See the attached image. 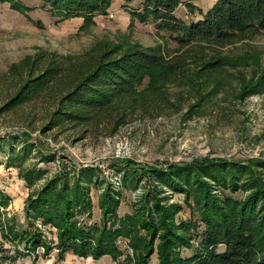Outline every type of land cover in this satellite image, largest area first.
Instances as JSON below:
<instances>
[{
    "label": "trees",
    "instance_id": "trees-1",
    "mask_svg": "<svg viewBox=\"0 0 264 264\" xmlns=\"http://www.w3.org/2000/svg\"><path fill=\"white\" fill-rule=\"evenodd\" d=\"M0 1L8 2L13 10L24 15L30 11L20 0ZM40 1L42 8L58 22L78 17L92 24L96 16L108 14L115 0ZM121 1L129 4L132 0ZM180 3L181 0H143L142 9L131 13L142 23L154 21L159 33L170 35L181 49L174 58L166 57L160 47L145 50L131 46L116 55L114 49L102 45L83 57L67 58L42 51L11 69L10 76L16 82L10 87L12 91L3 111L52 97L54 101L47 110L49 122L44 132L97 129L102 124L120 126L128 122L129 114L137 113L140 108L148 111L149 107H154L152 111H155L150 99L163 98L159 94L160 86H153L149 93L141 92L146 78L163 85L173 80L182 81L189 69L186 67L195 62L200 63L203 74L199 76L207 83L220 68L230 64L220 54L222 48L264 32V0H218L203 20L190 25L179 22L174 16ZM3 81L2 84H6ZM262 84L264 73L258 83H248L246 92L260 91ZM200 90L195 86L190 93L200 95ZM24 137L21 138L26 139ZM30 146L33 144L27 148ZM19 159L22 158L17 155L16 160ZM53 160L52 156H47L44 161ZM15 165L22 167L21 162ZM131 166L134 164L126 168L125 187L135 190L143 179L148 180L151 187L141 207H136L134 214L125 216L123 221L118 215L121 193L110 187L99 198V209L105 221L101 230L94 229L91 235V230L85 232L78 226L77 215L90 213L92 208L90 184L95 170L85 168L74 179L67 170L61 171L30 196L25 207L28 223L34 226L39 221L44 227L55 228L60 251L71 250L80 257L92 255L99 259L111 255L118 258L122 253L116 242L124 237L137 253L136 264H149L156 251L159 264H264L263 159L204 158L167 168ZM24 173L23 176L27 172ZM43 175L38 170L34 175L27 173L25 178L33 185ZM159 186L182 194L186 205L197 212L198 220L177 223L176 216L182 207L164 204L168 198L163 197ZM226 190L231 194L242 192L244 196L236 199L224 194ZM201 225L204 230L194 247L193 240L197 236L193 233L198 232ZM4 237L24 244L28 253L34 254L40 247L51 250L37 226L34 232H20L15 226H7ZM183 248H195V252L184 258ZM10 259L0 253V264Z\"/></svg>",
    "mask_w": 264,
    "mask_h": 264
},
{
    "label": "rangeland",
    "instance_id": "rangeland-1",
    "mask_svg": "<svg viewBox=\"0 0 264 264\" xmlns=\"http://www.w3.org/2000/svg\"><path fill=\"white\" fill-rule=\"evenodd\" d=\"M20 2L30 8L26 15L13 10L8 2L0 1V253L11 258L4 264H136L137 253L127 238L120 237L116 242L122 253L118 258L111 255L99 259L92 255L80 257L71 250L60 251L55 228L44 227L39 221L34 226L28 223L25 207L29 197L61 171L67 170L74 179L82 169L95 170L90 184L92 208L90 213L77 215L78 226L85 232L91 230L92 235L94 229L101 230L105 223L99 198L106 189L111 187L121 193L118 215L122 221L125 216L133 215L136 207H141L150 191L151 183L145 179L135 190L125 187L123 182L130 163L134 164L130 168L141 169L167 168L204 158L264 160V84L260 91L246 92L248 83H258L264 73V32L222 48L220 54L230 64L220 68L207 83L199 76L203 74L200 63L195 62L186 67L189 69L182 81L173 80L163 85L146 78L141 92L149 93L153 86H160L158 90L163 98L150 99L155 111H152L154 107H149L148 111L140 108L137 113L129 114L131 118L120 126L102 124L97 129L44 132L49 122L47 110L54 101L52 97L3 111L12 91L10 87L16 82L10 76L14 66L42 51L67 58L83 57L102 45L114 49L116 55L131 46L145 50L160 47L166 57L172 59L181 49L170 35L157 31L154 21L142 23L131 16L133 11L142 9L143 0H132L129 4L115 0L108 14L96 16L92 24L78 17L58 22L42 8L40 0ZM217 2L181 0L174 16L179 22L190 25L203 20ZM195 86L201 88L200 95L190 93ZM31 144L33 146L27 148ZM17 155L22 159L16 160ZM47 156L54 160L44 161ZM20 162L22 167L15 165ZM38 170L44 175L33 185L28 184L26 174L34 175ZM23 172L27 173L23 176ZM262 178L264 180V175ZM159 187L164 192L163 197L168 198L164 204L182 207L176 216L177 223L198 220L197 212L186 205L182 194ZM223 193L236 199L244 196L242 192L231 194L226 190ZM7 226H15L20 232H34L37 226L51 250L40 247L34 254L28 253L24 244L4 237ZM203 230L201 225L198 232L193 233L197 236L193 240L194 247ZM181 252L184 258H189L195 248H183ZM149 264H159L157 251Z\"/></svg>",
    "mask_w": 264,
    "mask_h": 264
}]
</instances>
